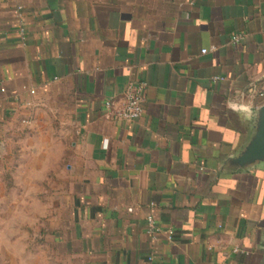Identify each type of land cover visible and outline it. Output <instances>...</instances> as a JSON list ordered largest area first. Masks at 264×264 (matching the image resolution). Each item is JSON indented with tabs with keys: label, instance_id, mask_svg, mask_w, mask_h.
<instances>
[{
	"label": "crops",
	"instance_id": "obj_1",
	"mask_svg": "<svg viewBox=\"0 0 264 264\" xmlns=\"http://www.w3.org/2000/svg\"><path fill=\"white\" fill-rule=\"evenodd\" d=\"M263 118L264 0H0V145L68 143L76 264H264Z\"/></svg>",
	"mask_w": 264,
	"mask_h": 264
},
{
	"label": "rangeland",
	"instance_id": "obj_2",
	"mask_svg": "<svg viewBox=\"0 0 264 264\" xmlns=\"http://www.w3.org/2000/svg\"><path fill=\"white\" fill-rule=\"evenodd\" d=\"M57 130L51 121L38 132L14 128L0 145V264H76L66 241L69 146Z\"/></svg>",
	"mask_w": 264,
	"mask_h": 264
},
{
	"label": "built area",
	"instance_id": "obj_3",
	"mask_svg": "<svg viewBox=\"0 0 264 264\" xmlns=\"http://www.w3.org/2000/svg\"><path fill=\"white\" fill-rule=\"evenodd\" d=\"M17 17L19 20L20 32L21 34L25 33V27L23 22V10L22 7L19 6L17 8ZM241 35H234V41H240ZM207 49H203L202 53H206ZM221 77H214V79H220ZM146 87L145 82H132L130 83L124 94L125 101L122 106L115 108V103L113 100H106V114L109 117H113L116 119H125V120H135L141 117L144 113V89ZM148 228L147 232L152 236H156L160 232V228L157 226L153 216H148L147 218ZM168 237L172 238V231H169ZM149 260H153V257L150 256Z\"/></svg>",
	"mask_w": 264,
	"mask_h": 264
},
{
	"label": "water",
	"instance_id": "obj_4",
	"mask_svg": "<svg viewBox=\"0 0 264 264\" xmlns=\"http://www.w3.org/2000/svg\"><path fill=\"white\" fill-rule=\"evenodd\" d=\"M253 153L257 155L261 152H264V118H263V127L260 131L259 137L256 139V142L253 146Z\"/></svg>",
	"mask_w": 264,
	"mask_h": 264
}]
</instances>
